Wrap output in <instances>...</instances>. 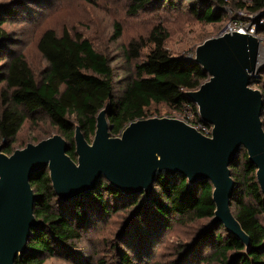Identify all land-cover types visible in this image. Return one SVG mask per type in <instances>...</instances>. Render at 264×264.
<instances>
[{
    "label": "trees",
    "instance_id": "16d2710c",
    "mask_svg": "<svg viewBox=\"0 0 264 264\" xmlns=\"http://www.w3.org/2000/svg\"><path fill=\"white\" fill-rule=\"evenodd\" d=\"M185 1L130 0V13L137 15L163 6L179 10ZM188 1V12L203 24H221L241 11L257 13L264 10V0ZM4 12L15 13L11 9ZM2 25L0 20V29ZM116 27L115 40L122 35L120 26ZM169 37L168 30L159 24L146 42L130 43L126 50L128 61L145 59L135 66L134 78L119 94L115 71L108 58L81 34L65 30L58 35L50 29L42 35L38 49L48 68L41 82H37L22 55L6 52L3 45L7 37L0 31V61L7 60L0 67V82L7 88V94L3 92L5 105L0 115V142L5 141L3 152L10 151L9 141L16 139L26 120L35 114H44L51 120L59 135L68 142V155L74 161H77L76 128L79 126L90 142L95 137L97 117L106 108L110 109L108 120L112 137L121 136L131 123L148 119L147 110L152 105H164L181 114L188 110L198 114V108L189 101L188 93L198 90L209 77L192 58L172 55L166 46ZM145 49L148 50L146 56L143 54ZM262 75L264 70L253 80L252 86L261 85L264 98ZM262 121L264 127V111ZM230 169L236 185L231 209L234 205L233 215L250 239L249 248L228 233L224 226H217L198 236L196 243L199 241V247L194 251L192 248L190 259L181 264L210 261L217 264H264V195L257 181L258 169L249 162L245 150ZM31 185L37 197L34 214L42 224L32 233L29 252L16 264H47L49 258L61 253L72 256L75 252L73 245L81 240L83 226L90 221L92 213L105 216L123 208H136L138 225L142 228L149 226V229L155 225L153 232L145 231L149 233L152 247L141 250L145 257H150L153 245L175 222L211 221L216 210L214 188L209 182L191 185L178 174L158 176L148 198L145 194L126 195L108 181L101 180L89 197L68 204L56 196L48 170L37 173ZM204 250L212 253L206 257ZM118 264H134L128 251L121 253Z\"/></svg>",
    "mask_w": 264,
    "mask_h": 264
},
{
    "label": "water",
    "instance_id": "95a60500",
    "mask_svg": "<svg viewBox=\"0 0 264 264\" xmlns=\"http://www.w3.org/2000/svg\"><path fill=\"white\" fill-rule=\"evenodd\" d=\"M261 46L258 36L242 30L206 40L191 57L209 79L188 98L200 121L213 127L211 137L172 118L139 120L112 137L107 108L97 117L92 144L76 128L77 161L68 155L69 144L61 135L28 144L11 156L0 145V264H16L29 252L32 233L42 224L34 214L37 197L31 183L44 170L66 204L89 197L101 180L126 195L146 198L161 175L178 174L191 185L209 182L216 210L200 235L224 226L249 248L250 239L231 209L236 185L230 168L245 150L258 169L264 195V98L252 88L264 70Z\"/></svg>",
    "mask_w": 264,
    "mask_h": 264
},
{
    "label": "rangeland",
    "instance_id": "374dc122",
    "mask_svg": "<svg viewBox=\"0 0 264 264\" xmlns=\"http://www.w3.org/2000/svg\"><path fill=\"white\" fill-rule=\"evenodd\" d=\"M188 3L186 0L179 10L163 6L134 15L130 13V0H0V20L3 22L0 31L7 37L3 47L14 56L22 55L37 82H41L43 73L48 68V63L38 49L42 35L50 29L58 35H62L65 30L81 34L99 53L108 58L115 71L116 90L119 94L134 78L135 66L145 59L141 57L140 60L130 62L126 57V50L132 42H146L159 24L169 32L166 45L169 52L174 56L191 58L195 56L199 45L208 39L219 37L230 25L236 26L237 22L246 28L245 32L253 31L261 39L260 61L261 64L264 63V10L257 13L241 11L233 15L235 19L225 20L221 24H203L190 15ZM9 9L15 13L4 12ZM117 25L120 26L122 35L115 40ZM147 51H143L144 56ZM6 62L7 60L0 61V67ZM260 80L264 82V75ZM252 88L263 90L261 85ZM3 92L7 94V88L5 83L0 82V115L5 105ZM187 116V112L181 114L164 105H152L147 110L148 119L182 120ZM54 135H59V131L51 120L44 114H35L26 120L16 139L9 141L10 151L6 155L11 156L28 144H37ZM93 140L94 138L89 143L92 144ZM4 144L5 141L0 142V145ZM135 209L131 206L105 216L90 214V221L83 226L81 240L73 245V255L61 253L60 256L49 258L47 264H118L121 253L127 251L134 264H181L190 259V253L199 244L196 239L211 222L207 219L175 222L153 245L152 255L145 257L142 248L152 247L149 233L146 234L145 231L153 232L155 225L150 229L149 226L142 228L138 225ZM232 210L235 212L234 205ZM211 253L212 251L204 250L206 257Z\"/></svg>",
    "mask_w": 264,
    "mask_h": 264
},
{
    "label": "built area",
    "instance_id": "2783aa9c",
    "mask_svg": "<svg viewBox=\"0 0 264 264\" xmlns=\"http://www.w3.org/2000/svg\"><path fill=\"white\" fill-rule=\"evenodd\" d=\"M242 30L245 31L246 28L242 27L241 24L238 25V23L236 22V26L231 27V25H230L221 35H223L225 33L233 34V33H236L238 31H242ZM247 33L251 34V35H254L253 31H247ZM197 113L198 114H196L193 110H188L187 111L188 116L186 118H183L181 121H183L186 124H188L189 126L195 128L197 131L202 133L204 136L211 137L212 136V132H213V127L203 124L200 121L199 112H197ZM198 118H199V121H198Z\"/></svg>",
    "mask_w": 264,
    "mask_h": 264
},
{
    "label": "bare ground",
    "instance_id": "6f19581e",
    "mask_svg": "<svg viewBox=\"0 0 264 264\" xmlns=\"http://www.w3.org/2000/svg\"><path fill=\"white\" fill-rule=\"evenodd\" d=\"M260 57H261V54H260Z\"/></svg>",
    "mask_w": 264,
    "mask_h": 264
}]
</instances>
